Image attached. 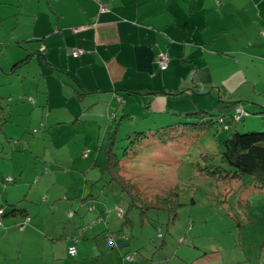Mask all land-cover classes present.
Instances as JSON below:
<instances>
[{
    "label": "crops",
    "instance_id": "1",
    "mask_svg": "<svg viewBox=\"0 0 264 264\" xmlns=\"http://www.w3.org/2000/svg\"><path fill=\"white\" fill-rule=\"evenodd\" d=\"M102 4L107 10H101ZM74 47L85 51L74 56ZM31 52L36 53L32 59L14 68ZM162 52L171 56L165 70L158 61ZM31 63L30 73L46 77L41 105L49 110L41 123L44 130L33 131L51 147L35 150L28 125L21 126L18 112L10 109L13 130H4L7 140L28 139L30 147L13 152L15 165L11 171L4 168L9 172L5 181L11 176L19 183L0 193V206L6 208L0 264H122L114 253L117 246H109L105 237L107 230H120L110 222L116 206L100 194L104 180L94 184L103 173L97 166L104 162L78 159L54 127L91 115L114 127L119 114L120 119L129 114L134 103L160 113L154 118L157 124L177 118L171 110L207 109L221 101L263 110L264 0H0V98L13 92L5 86H13L14 74L25 79L22 67ZM2 153L0 159H11ZM29 156L47 168L37 164L35 186L24 177ZM92 200L96 211L89 209ZM97 215L106 223L82 231ZM71 245L77 247L76 256L68 251ZM118 248L122 255L124 248Z\"/></svg>",
    "mask_w": 264,
    "mask_h": 264
},
{
    "label": "rangeland",
    "instance_id": "2",
    "mask_svg": "<svg viewBox=\"0 0 264 264\" xmlns=\"http://www.w3.org/2000/svg\"><path fill=\"white\" fill-rule=\"evenodd\" d=\"M7 26L12 28L11 20ZM23 26L25 24L22 23L21 27ZM1 61L8 65L7 60L1 59ZM32 64L34 63L22 67L25 68L23 71L25 79H22L21 75L14 74L11 80L15 82L13 86L11 82L5 86L12 87L13 92L2 94L5 97L0 98V112L4 113L2 120L0 118V155H4L2 152L5 151L9 154L7 157L11 158L0 159L1 194L5 192L7 186H15L19 183V180L13 182L4 179L9 173L6 171H11L15 165L12 161V153L21 152L24 148L30 147L28 139L7 140L5 136L4 130H13L12 123L8 121L11 118V108L14 109V113L18 112L15 116L18 117L20 125L24 128L28 125L27 135L34 141L35 150L40 151L44 147H51V144H46L43 140V135L36 136L38 134L33 131L38 128L44 130L41 123L43 116H47L49 110L43 104L41 105L46 97V77L42 72L30 73L28 69ZM24 85L27 86L26 90L23 88ZM0 88L4 87L0 86ZM10 94L13 95L12 98H9ZM23 96L26 99H23ZM102 106L99 104L100 108H103ZM132 106L133 110L129 114L126 113L122 119L119 114L114 121V124L119 125L116 145L120 156H123L124 148L129 144L127 138L129 133L169 124L164 119H160L159 124L154 122V118L160 113L150 111L143 103H134ZM117 107L111 110L112 113H116ZM207 109L213 114L211 117L214 118L215 124L206 132L201 133L200 130L188 132L166 142L159 137H151L145 140L135 152L123 156L122 164L125 173L139 182L147 195L167 194L169 189L173 188L180 193L183 205L179 208L176 218L168 211L151 209L147 214H142L141 207H134L131 212L133 222L126 224H123L118 210L115 209L117 212L110 217L111 226L121 231L116 238L117 248L114 249L115 252L114 250L112 252L119 257L122 264H126V261L118 248L121 245L124 248V254L127 251L136 253V260L127 264H264V189L255 186L254 183L243 186L235 180L230 182L218 180L203 174L199 167V164L204 163L202 153L216 156L214 163H220L219 153L223 149V140L228 134L218 122L220 111L216 105ZM248 109L251 113L238 123L239 129L242 131L264 130L261 114L249 106ZM172 114L177 112L171 110L170 116H173ZM111 118L110 115L112 121L113 118ZM180 118L181 121L188 120L184 115ZM83 120L76 123L67 122L69 123L67 125H57L53 129L54 134L66 139L65 149L72 148L73 152L79 155L78 159H88L84 163L96 164V161L105 163L104 147L113 124L110 127L107 122L100 124L101 122L92 115L89 119ZM31 121L32 125H30ZM60 148L63 150V143L60 144ZM26 162L29 167L24 177L29 179L28 185L35 186L37 181L34 170L39 164L38 167H45L42 170L46 171V164L39 160L35 163L30 156ZM97 169L101 173V167L97 166ZM17 177L20 176L17 175ZM251 179L252 177L248 176V180ZM105 185L104 180L98 187L104 188V193L100 194L102 197L110 198V206L119 204L127 209L128 198L120 193L117 185L113 184V187L111 185L105 187ZM112 188L117 194L112 192ZM95 205L97 206L96 201ZM97 216L88 220L82 226V231L97 225L92 224ZM19 228L18 225L17 229ZM182 238L184 239L181 240ZM8 245V249H11L14 244L9 241Z\"/></svg>",
    "mask_w": 264,
    "mask_h": 264
},
{
    "label": "trees",
    "instance_id": "3",
    "mask_svg": "<svg viewBox=\"0 0 264 264\" xmlns=\"http://www.w3.org/2000/svg\"><path fill=\"white\" fill-rule=\"evenodd\" d=\"M35 54L34 52L29 53L22 60L18 61L14 65V68L27 63ZM238 104V101H230L228 103L221 101L216 105L217 109L220 111L219 115L224 117V122H221L222 127L228 134L223 140V149L219 153L220 163H214L216 156L210 153H202L204 163L203 165L199 164V167L203 174L218 180L227 182L235 180L240 182V185L243 186L254 183L255 186L257 185L259 188L264 189V130H240L238 123L251 112L247 109V115L243 116L240 120L234 119V110ZM207 110L208 109L205 108H196L186 111H176L177 114L174 115H177V118L173 119V117H171V119L167 121L169 124L165 123L167 125L163 124L159 125L157 128L135 130L133 133H129L127 135L129 144L124 148L123 156H126L130 152H135L145 140L151 137H159L162 141L166 142L169 139L188 132L199 130L201 133L206 132L215 124L214 118L211 117L213 114ZM259 113L264 123V109L259 111ZM182 115L188 120L181 121L180 116ZM218 122L220 121L218 120ZM225 124H228L229 127H225ZM116 125L113 127L112 131H110L108 141L104 147L106 159L101 168L103 172L102 177L95 180L94 184L105 180V187L107 185L113 187V184H115L119 188L120 193L127 196V209L122 205H115V209L118 210L123 224L133 222L131 212L134 207H141L143 209L141 210L142 214H147L151 209H156L158 211H168L171 216L173 215V217L176 218L179 214V208L183 205L180 193L177 190L171 188L167 194L156 193L153 196H149L139 182L125 173L122 164L123 156H120L117 152L116 144L118 141L117 133L119 125ZM248 176L252 177V179L248 180ZM112 190L114 191V188H112ZM99 193L100 192H98L96 196H98ZM92 195H94V193ZM92 198L94 199V196ZM95 201L96 200L91 201L89 206L90 211H96L97 206L95 205ZM3 208L4 219L6 208ZM16 211L17 209L12 210L14 213H16ZM101 222H106L105 218L98 215L93 219L92 224H99ZM0 227H3V220ZM120 231L121 230L106 231V240L111 243L112 246H117L116 238L120 235ZM183 239L184 238L181 240ZM161 245H163V243ZM128 255H132L133 259H127ZM123 259L126 261V264L131 263L136 260V253L133 254L127 251L125 254L123 253Z\"/></svg>",
    "mask_w": 264,
    "mask_h": 264
},
{
    "label": "built area",
    "instance_id": "4",
    "mask_svg": "<svg viewBox=\"0 0 264 264\" xmlns=\"http://www.w3.org/2000/svg\"><path fill=\"white\" fill-rule=\"evenodd\" d=\"M101 10L102 11H105V10H107V7L104 4H102ZM72 29L74 31H78L80 29V27H73ZM84 51L85 50L82 47H74L73 50H72V54L74 56H78V55L82 54ZM170 59H171V56H170V54L168 52H162L159 55V60L158 61L160 63V66H161L162 70H165V69H167L169 67ZM117 100L120 103H123L124 102V100H123L122 97H118L117 96ZM247 114H248V111L245 110V108L243 106H237L236 109L234 110V119L240 120L243 116H245ZM111 117L112 118H115V115L112 114ZM219 121H220V123L221 122H224V117L219 116ZM225 127L228 128L229 125L228 124H225ZM7 179L8 180H11L12 178H11V176H8ZM121 211H122V209H121ZM3 214H4V208L3 207H0V226L2 225ZM71 214H73V212H71ZM20 227L21 228H24L25 227V224L22 223L20 225ZM68 251H69V253L71 255H76L77 254V247H76V245L69 246V250ZM127 259H131L132 260L133 259V256L132 255H128L127 256Z\"/></svg>",
    "mask_w": 264,
    "mask_h": 264
}]
</instances>
